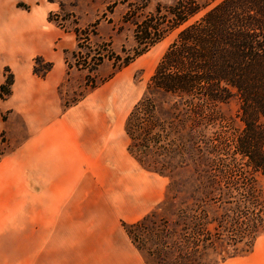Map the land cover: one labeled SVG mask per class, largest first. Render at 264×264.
I'll return each mask as SVG.
<instances>
[{"label":"rangeland","instance_id":"374dc122","mask_svg":"<svg viewBox=\"0 0 264 264\" xmlns=\"http://www.w3.org/2000/svg\"><path fill=\"white\" fill-rule=\"evenodd\" d=\"M175 1L147 0L136 20ZM219 1L200 0V15ZM130 4L143 0H0V264H154L125 228L190 203V164L169 175L144 170L124 130L175 33L125 68L104 57L89 69L95 53L134 46ZM84 59L90 66L78 67ZM242 127L237 99L216 105L205 149L241 163L233 142ZM205 262L264 264V236Z\"/></svg>","mask_w":264,"mask_h":264},{"label":"trees","instance_id":"16d2710c","mask_svg":"<svg viewBox=\"0 0 264 264\" xmlns=\"http://www.w3.org/2000/svg\"><path fill=\"white\" fill-rule=\"evenodd\" d=\"M146 2L130 4L125 14L134 26V46L122 48L123 55L95 53L89 69L104 57L125 68L175 33L126 118V151L158 175L190 164L194 186L184 208L148 214L125 232L154 264H206L210 252L250 248L258 234L264 236V190L257 180L264 177V0H220L201 15L206 5L200 0H177L136 20ZM79 66L90 64L84 59ZM234 98L243 124L233 142L239 164L216 158L203 139L213 107ZM211 163L221 165L219 174L205 171Z\"/></svg>","mask_w":264,"mask_h":264}]
</instances>
